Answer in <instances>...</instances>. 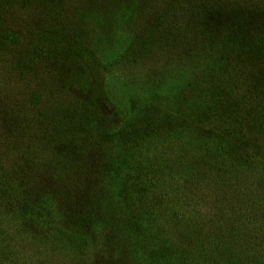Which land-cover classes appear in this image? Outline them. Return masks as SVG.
Listing matches in <instances>:
<instances>
[{"label":"rangeland","instance_id":"rangeland-1","mask_svg":"<svg viewBox=\"0 0 264 264\" xmlns=\"http://www.w3.org/2000/svg\"><path fill=\"white\" fill-rule=\"evenodd\" d=\"M131 1L0 0V264H264V137L230 119L264 102L247 51L216 66L185 18L167 28V0ZM230 1L255 53L264 15ZM249 113L261 124L264 104ZM122 120L124 147L106 133ZM229 132L254 152L219 156ZM71 218H90L74 243Z\"/></svg>","mask_w":264,"mask_h":264},{"label":"trees","instance_id":"trees-1","mask_svg":"<svg viewBox=\"0 0 264 264\" xmlns=\"http://www.w3.org/2000/svg\"><path fill=\"white\" fill-rule=\"evenodd\" d=\"M243 4H244V12H245L244 17L247 18L249 17L250 14L251 18L249 17L250 18L249 22L256 25L257 18L258 17L261 18L264 15V0H243ZM135 5H136L135 0H132L130 4H127L125 6V10L127 9L126 13L132 15L135 11ZM165 7L167 8L165 9L164 14L171 17L169 19L165 17L169 21L167 22V28L172 27L175 21L180 20L179 18L181 19L185 18V20L187 21L189 32H202V34L205 35L204 40L207 43L206 44L207 53L208 52L212 53L213 51L217 50V52H215L214 55L213 54L211 55L215 56L217 54H220L219 56L220 61L219 64L218 63L216 64V66L219 65L221 67L222 64H226L232 53L235 51L236 46L243 48L244 52H242V55H245V52L247 51V54L244 58L245 60L244 61L242 60V62L246 63V66L249 65L250 68H253L256 73L253 75V80L255 81V83L251 85L250 89H252V91L249 92L250 93L249 95H251V93L253 92L254 93L258 92V90L264 91V42H260L262 45L257 48L255 53H253L251 50L253 49L255 44L259 45V42L258 41L257 43L253 42V46L250 47L248 40L247 39L244 40L243 39L244 36L241 38L240 32L243 24L242 22L243 18L242 20L241 18H239V21L237 23L238 26H235L234 29L231 28L230 19L235 20L236 18L239 17V15H234L232 11L229 13L228 16L225 14L226 8L232 9L230 0H167ZM156 20H158V22L160 21L165 22V19L162 18L161 16L157 17ZM248 50L252 52L250 55H248ZM34 51L43 52V50L39 48V46L37 45L34 46ZM36 52L34 53V55L36 54ZM246 66L243 65L242 71H240V73L247 70L248 67ZM259 80L261 83H259ZM246 104L250 105V108L248 110L246 111L242 110L240 113L238 111H235L234 114H231V116L236 115V117H231L229 115L230 119H233L238 123L241 122L240 124L244 125L245 127L249 125L248 127H246V130L242 129L243 130L242 132L248 130L250 131L251 134V132L254 130L261 131L264 137V129L257 128L258 125H263L264 117L261 124L253 125L251 121L252 114L249 113V111L252 110L257 111L260 105L264 104V102L260 100L253 101L252 97L248 96V103ZM134 125H135V121L122 120V125L119 127L118 130L112 127L107 128L108 129V131L106 132L107 137H110V139H116L118 145L120 144L121 147H124L127 143H130L133 139H136L138 137V135L135 132ZM236 134L233 135L232 132L231 133L229 132V135L227 137L221 136L219 139L215 140L216 146L220 147V150L217 153L219 156H221L222 154L224 156L231 155L229 154V152L232 151L236 153L237 152L246 153V151L254 152L255 148L251 146V144L248 142V139L245 140L244 138H242L241 135L239 134L236 135ZM236 139H238V143L234 142L236 141ZM257 154L258 157L260 158L264 156L263 154L260 153ZM117 156L120 158V160H122L120 161V163H123V164L119 163L118 167L126 168V171L131 172L129 170L130 167L129 159L127 161L126 156L123 154V152H121ZM185 180H187V178ZM123 187L128 194L129 201H127V198H124V200L122 201L131 204L132 202L130 198V191L128 192V189L130 187L126 183L124 184ZM131 188L132 189L136 188V186ZM188 188L189 186L187 187V189ZM233 195L236 194L232 192V196ZM214 196H216L215 198H217L216 206H218L219 213H222L224 207L222 203L225 204V201L223 199L224 193L221 187L219 188L217 194H214ZM218 196H220V198H218ZM108 200H110V198L107 199V201ZM146 200L147 199H145L144 201ZM41 212H44V208L42 206L36 208V211L34 212L35 216L37 215L38 220H39L38 215L39 214L41 215L42 214ZM71 219H72L71 222L73 223L68 224V227L70 226V228H68V233H66L65 239L70 241L71 243H74V241L78 239L77 235L81 233L80 231L86 227H89L90 218L87 219L86 221L87 223H85L84 220L76 221L77 218L75 219L71 218ZM137 220L140 221V219ZM132 224L134 225V230L136 229V231L140 232L139 234L142 235L141 231L144 232V229L143 230L140 229V226L142 224H140L137 221L135 222L133 221ZM193 230L196 231L197 228ZM50 233L51 231L48 230V232H46L44 237H48ZM70 234H72L73 236L72 239L68 237ZM145 235H148V232H146ZM76 236L77 238L74 239Z\"/></svg>","mask_w":264,"mask_h":264}]
</instances>
